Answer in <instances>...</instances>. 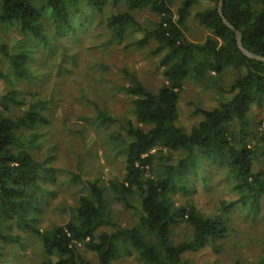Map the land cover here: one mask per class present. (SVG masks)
Here are the masks:
<instances>
[{"label": "trees", "instance_id": "trees-1", "mask_svg": "<svg viewBox=\"0 0 264 264\" xmlns=\"http://www.w3.org/2000/svg\"><path fill=\"white\" fill-rule=\"evenodd\" d=\"M219 1L182 0L173 12L172 0H0V25L14 26L24 39L34 41H46L49 26L54 32L74 31L76 6L101 14L111 7L105 27L116 40L135 28L132 11L149 9L157 23L146 32L144 42L152 39L155 52L164 53L160 65L165 79L156 91H150L127 75L129 85L123 91L131 99V117L116 119L105 110L96 111V120L103 126L117 128L107 139L118 147L125 168L122 180L111 182L110 188L118 202L138 215L137 223L128 228L112 221L104 189L96 179L84 182L86 194L79 196L65 224L37 228L44 186L54 181V170L48 161L39 162L33 156L37 135L24 133L47 123L45 103L32 102L15 118L0 112V242L20 241L18 236L1 233L4 225L14 222L38 237L43 253L50 258L45 264H53L51 258L56 259L54 264H92L81 249L93 254L96 264H113L123 255L134 256L141 264H185L182 256L186 252L224 238L230 229L228 214L233 203H223L221 213L212 216H205L195 205L174 203L177 193L189 194L190 176L200 179L199 171L207 164L228 175L232 192L242 205L249 204L251 210L257 207V197L264 194V146L257 171L255 163L264 137L250 131L249 113L253 105L264 104V64L240 52L234 32L218 13ZM203 3L209 6L203 7ZM120 6L125 11L115 12ZM195 7L199 11L193 19L210 32L201 44L184 35L186 18ZM222 14L240 32L243 48L264 57V0H223ZM4 49L2 55L14 78L29 79L26 51L9 55ZM228 71L236 73L230 97L216 109L197 111L202 119L189 133L176 127L184 79L190 73L202 78L206 73ZM4 101V110L20 103L14 91L0 96V103ZM74 178L75 183L82 182L78 175ZM128 197L136 198L137 207ZM181 225L191 229V241L174 245L171 231ZM106 228L110 230L101 231ZM253 264H264V258Z\"/></svg>", "mask_w": 264, "mask_h": 264}, {"label": "rangeland", "instance_id": "rangeland-1", "mask_svg": "<svg viewBox=\"0 0 264 264\" xmlns=\"http://www.w3.org/2000/svg\"><path fill=\"white\" fill-rule=\"evenodd\" d=\"M174 12L182 0H172ZM203 7L209 6L203 3ZM72 20L74 31H53L49 26L46 41L24 39L14 26L0 25V96L11 91L20 99L2 115L13 118L23 114L32 102L42 100L47 123L37 126L33 156L39 162L48 161L54 170V181L45 184L43 203L36 215L37 228L49 229L65 224L74 211L80 195L86 194L84 182L98 180L104 189L107 211L112 221L124 228L134 226L138 215L132 208L118 202L110 188L111 182L122 180L124 159L118 155L116 145L108 141L109 133L116 126H103L96 120V111L105 110L116 119L131 117V99L123 91L129 85L128 74L134 76L145 88L156 91L164 82L163 67L160 65L164 53L155 52L152 39L144 42L146 32L153 29L157 16L149 9L132 11L136 21L120 40L112 38L106 30V17L113 10L107 7L103 14L81 10ZM115 12L125 7L114 8ZM81 12H80V11ZM199 11L191 10L184 25V35L192 43L201 44L210 32L193 19ZM142 41L143 43L138 44ZM2 48L8 54L21 51L29 55L27 64L29 79L17 80L11 73ZM236 73L228 71L215 75L206 73L197 78L190 73L183 81L178 101V119L175 126L189 133L201 121L199 110H213L229 97V88ZM249 129L264 137V104L253 105L249 113ZM257 147L259 161L255 170L261 168V148ZM216 166L204 165L199 171L200 179L190 176L189 194L177 193L176 206L192 204L205 216L221 213L223 203H233L228 214L230 229L226 236L214 242L206 241L196 250L182 256L185 264H253L264 258V194L257 197V207L242 205L232 192L228 175ZM78 175L82 182L75 183ZM205 179L207 183L203 180ZM128 202L137 207L136 198ZM110 230L106 228L101 231ZM4 236H18V243L0 242V264H45L47 257L36 235L21 230L16 223L3 226ZM192 231L185 225L173 228L171 242L191 241ZM90 263L97 260L91 253L84 252ZM56 263L55 258H51ZM113 264H141L136 257L120 256Z\"/></svg>", "mask_w": 264, "mask_h": 264}, {"label": "water", "instance_id": "water-1", "mask_svg": "<svg viewBox=\"0 0 264 264\" xmlns=\"http://www.w3.org/2000/svg\"><path fill=\"white\" fill-rule=\"evenodd\" d=\"M222 4H223V0L219 1V5H218V13L220 15V17L222 18L223 23L234 32L235 36H236V43H237V47L240 50V52L248 59L255 61V62H259V63H263L264 64V57L262 56H258L255 55L249 51H247L246 49L243 48L241 41H242V36L240 34V32H238L237 30H235L228 22L227 20L223 17L222 14Z\"/></svg>", "mask_w": 264, "mask_h": 264}]
</instances>
